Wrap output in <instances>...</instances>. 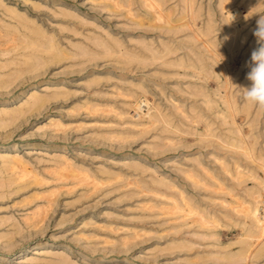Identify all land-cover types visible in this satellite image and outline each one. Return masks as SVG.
I'll use <instances>...</instances> for the list:
<instances>
[{
  "label": "rangeland",
  "instance_id": "374dc122",
  "mask_svg": "<svg viewBox=\"0 0 264 264\" xmlns=\"http://www.w3.org/2000/svg\"><path fill=\"white\" fill-rule=\"evenodd\" d=\"M231 1L0 0V264H264Z\"/></svg>",
  "mask_w": 264,
  "mask_h": 264
},
{
  "label": "clouds",
  "instance_id": "9594fccd",
  "mask_svg": "<svg viewBox=\"0 0 264 264\" xmlns=\"http://www.w3.org/2000/svg\"><path fill=\"white\" fill-rule=\"evenodd\" d=\"M234 19L232 16V20ZM252 35L255 37L257 47L252 49L250 60L246 63L250 68L246 77L250 85L240 88L243 89L242 99L245 102L264 109V14H260L257 19Z\"/></svg>",
  "mask_w": 264,
  "mask_h": 264
},
{
  "label": "bare ground",
  "instance_id": "6f19581e",
  "mask_svg": "<svg viewBox=\"0 0 264 264\" xmlns=\"http://www.w3.org/2000/svg\"><path fill=\"white\" fill-rule=\"evenodd\" d=\"M228 2H227V4H226V2H225V4H226V10H227V12H228V16H229V18L230 19H232V16H234L235 17V14H234V12H239L240 10H239V8H234V9H232V1L231 0H227ZM225 6V5H224ZM227 16V17H228ZM238 16V15H237ZM149 104V102L147 101V99H141V101H140V103H139V108H143V105H148ZM254 215H255V217L258 219V221H261V219L259 218V208L258 207H256L255 208V210H254ZM264 216V215H263ZM264 223V222H263ZM262 223V224H263ZM263 226H264V224H263ZM264 229V228H263Z\"/></svg>",
  "mask_w": 264,
  "mask_h": 264
}]
</instances>
